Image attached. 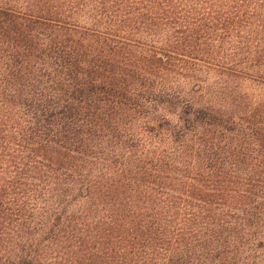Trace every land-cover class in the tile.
Here are the masks:
<instances>
[{"label":"trees","instance_id":"trees-1","mask_svg":"<svg viewBox=\"0 0 264 264\" xmlns=\"http://www.w3.org/2000/svg\"><path fill=\"white\" fill-rule=\"evenodd\" d=\"M0 264H264V0H0Z\"/></svg>","mask_w":264,"mask_h":264}]
</instances>
